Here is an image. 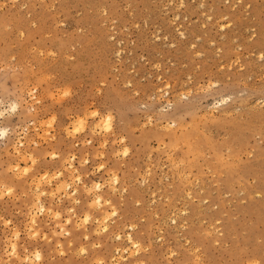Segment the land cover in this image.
I'll list each match as a JSON object with an SVG mask.
<instances>
[{"label": "rangeland", "instance_id": "374dc122", "mask_svg": "<svg viewBox=\"0 0 264 264\" xmlns=\"http://www.w3.org/2000/svg\"><path fill=\"white\" fill-rule=\"evenodd\" d=\"M5 128L0 264H264V0H0Z\"/></svg>", "mask_w": 264, "mask_h": 264}, {"label": "bare ground", "instance_id": "6f19581e", "mask_svg": "<svg viewBox=\"0 0 264 264\" xmlns=\"http://www.w3.org/2000/svg\"><path fill=\"white\" fill-rule=\"evenodd\" d=\"M169 88V87H168ZM230 99H231V97H228V98H224V99H221V100H218V102H217V104H220L221 106H224V105H227V103L230 101ZM17 107H18V104H17ZM16 108V106H14V109ZM97 112V111H96ZM104 117V116H103ZM94 118V117H93ZM101 118V117H100ZM99 119V118H98ZM80 122H83V121H80ZM98 122H99V120H98ZM104 122H105V127L107 128V129H111V127H112V118H111V116L110 115H108V116H106V117H104ZM79 123V122H78ZM81 124V123H80ZM82 127V126H81ZM92 127V126H91ZM94 127V126H93ZM77 128V127H76ZM96 129H97V126L95 127ZM93 129L94 130V132H96V129ZM79 129H83V128H79ZM10 130V129H9ZM9 132L7 131V129L5 128V129H2V131H1V136L2 137H6L7 136V134H8ZM104 145V144H103ZM32 155V154H31ZM55 155V154H54ZM57 155V154H56ZM51 156H53V154L51 155ZM54 157H57V156H54ZM54 157H51V158H54ZM73 167V166H72ZM60 169V168H59ZM66 171V170H65ZM19 172V171H18ZM67 172V171H66ZM47 173V172H46ZM63 173V172H62ZM62 173H59L58 174V176H63L62 175ZM55 174V173H54ZM73 174V173H72ZM57 175V174H56ZM80 175V174H79ZM50 177H52V176H50ZM56 177V176H55ZM81 177V176H80ZM80 177H79V179H78V177H77V182H78V180L80 181L81 179H80ZM54 178V177H53ZM113 178H114V182L113 183H115L116 184V182L117 181H119V179H118V176H116V175H114L113 176ZM61 179H63V178H61ZM47 180H49V179H47ZM60 180V179H59ZM44 181H45V179H44ZM75 181V180H74ZM73 181V182H74ZM82 181V180H81ZM49 182H51V181H49ZM64 182V181H63ZM112 182V181H111ZM38 185H40L41 183L40 182H36ZM52 183V182H51ZM67 183H69V182H67ZM75 183V182H74ZM79 183V182H78ZM117 183H119V182H117ZM60 184V183H59ZM70 184H67V187L69 186ZM97 185V184H96ZM95 185V186H96ZM41 187H42V185H40ZM40 186H38V190H42L41 189V187ZM58 186V185H57ZM46 187V186H45ZM59 187H61L62 189H65L64 187H65V185H64V183H63V186L61 185H59ZM58 187V188H59ZM115 187V186H114ZM43 188V187H42ZM124 188V187H123ZM122 188V189H123ZM115 189V188H114ZM122 189H120V190H122ZM125 189V188H124ZM57 190V189H56ZM59 190V189H58ZM68 190V189H67ZM126 190V189H125ZM8 191H9V189H8ZM37 191V190H36ZM53 191V190H52ZM60 191V190H59ZM69 191V190H68ZM74 192V194H75V192L76 193H78L79 192V188L78 187H75L74 188V190H73ZM45 192L46 191H40L39 193H38V195H37V199L39 200L38 202H39V204H38V209H39V211L42 213L44 210H46V205L44 204L45 202L42 200L43 198H42V195H45ZM122 191H120V193H121ZM126 192V191H125ZM11 193V192H10ZM9 193V194H10ZM49 193V192H48ZM51 193V192H50ZM49 193V195H52V193L50 194ZM66 193V192H65ZM123 194H124V192H123ZM67 195V194H66ZM70 195V194H69ZM72 196H73V194H72ZM44 197H47L46 195L44 196ZM92 197H94V199H95V201H96V203H97V205H98V207H96V208H104L105 209V212H101L102 214H101V216H102V218H101V220L99 219L98 220V225H97V227H98V229L99 230H101V231H103V232H108L109 230H110V223H109V221L111 220V218L110 217H112V216H115V215H117V209L116 208H113V205H111V198L110 197H107V192H106V194L105 193H103L102 191L100 192V193H97V194H95L94 196H92ZM53 198V196H51V198L50 199H52ZM73 200H74V204H73V207L75 208L76 206H75V201L77 202V199L76 198H72ZM53 202V201H52ZM51 202V203H52ZM73 202V201H72ZM50 203V204H51ZM49 204V205H50ZM110 209L112 210L111 211V215L110 214H107L106 212H108V211H110ZM49 212H52L53 211V207H50L49 208V210H48ZM60 212V211H59ZM73 212H74V210H73ZM74 214V213H73ZM76 215V214H75ZM59 215L58 214H54V217H56V219H57V217H58ZM38 217V216H37ZM75 217V216H74ZM77 217V216H76ZM70 218V217H69ZM68 218V219H69ZM93 218V217H92ZM35 219V218H34ZM68 219H67V221H68ZM98 219V218H97ZM110 219V220H109ZM33 220V219H32ZM174 221L176 220V219H173ZM91 221V218H90V216H87V218L85 219V222H90ZM96 221V220H95ZM35 224V223H34ZM67 225V224H66ZM59 226V225H58ZM63 226V225H62ZM60 227V228H64V227ZM77 227V226H76ZM78 228V227H77ZM65 229H66V227H65ZM65 229H64V231H65ZM133 229H134V227H133ZM67 230V229H66ZM73 230V229H72ZM130 230H131V228H130ZM37 232V231H36ZM34 233V232H33ZM39 233V232H38ZM132 233V232H131ZM16 234V233H15ZM66 234H68L67 232H66ZM111 234H113V233H111ZM64 235H65V233H64ZM116 236H115V239L116 240H118V239H122L121 237V235L118 233V235L117 234H115ZM35 236V235H34ZM129 236L130 235H128V240H130V241H132L133 243V246L135 247L134 249H136L133 253H132V255H136V253H140V251H142V249H143V247L141 246V244H140V241L139 242H134L133 241V237H131V236H133V235H131L130 236V238H129ZM119 241V240H118ZM13 246H12V251L15 249V243H13L12 244ZM15 246V247H14ZM63 249V248H62ZM11 251V252H12ZM14 251H16V250H14ZM62 251V250H61ZM120 251V250H119ZM118 250H117V253L119 252ZM39 252V251H38ZM15 253V252H14ZM13 252H12V254H14ZM62 253V252H61ZM31 258V257H30ZM30 258H28V259H30ZM41 258H43V255H41L40 253H37V254H35V256H34V259H35V261H36V264H37V261H40L41 260ZM118 258V257H117ZM27 259V260H28ZM117 260V259H116ZM121 260H122V258H121ZM121 260L119 259V260H117L116 261V264H120L121 263ZM42 261V260H41ZM137 261V260H136ZM95 262H98L99 264H103V261H102V259L100 260V261H95ZM139 262V261H138ZM137 262V263H138ZM39 263V262H38ZM115 263V262H114ZM113 263V264H114ZM140 263V262H139ZM23 264V263H22Z\"/></svg>", "mask_w": 264, "mask_h": 264}, {"label": "snow or ice", "instance_id": "6c2138e0", "mask_svg": "<svg viewBox=\"0 0 264 264\" xmlns=\"http://www.w3.org/2000/svg\"><path fill=\"white\" fill-rule=\"evenodd\" d=\"M65 95H68V93H65ZM92 115H93V116H99V113H97V112H93ZM79 130H80V129L77 128V131H79Z\"/></svg>", "mask_w": 264, "mask_h": 264}]
</instances>
